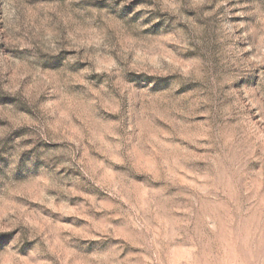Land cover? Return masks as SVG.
Returning <instances> with one entry per match:
<instances>
[{"label": "rangeland", "instance_id": "rangeland-1", "mask_svg": "<svg viewBox=\"0 0 264 264\" xmlns=\"http://www.w3.org/2000/svg\"><path fill=\"white\" fill-rule=\"evenodd\" d=\"M0 264H264V0H0Z\"/></svg>", "mask_w": 264, "mask_h": 264}]
</instances>
